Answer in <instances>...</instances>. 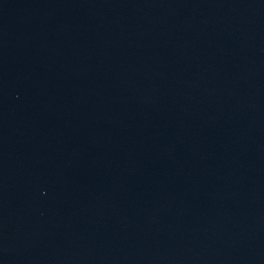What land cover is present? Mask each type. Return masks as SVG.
Wrapping results in <instances>:
<instances>
[{
	"label": "water",
	"instance_id": "1",
	"mask_svg": "<svg viewBox=\"0 0 264 264\" xmlns=\"http://www.w3.org/2000/svg\"><path fill=\"white\" fill-rule=\"evenodd\" d=\"M0 264H264V0H0Z\"/></svg>",
	"mask_w": 264,
	"mask_h": 264
}]
</instances>
